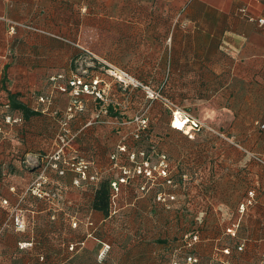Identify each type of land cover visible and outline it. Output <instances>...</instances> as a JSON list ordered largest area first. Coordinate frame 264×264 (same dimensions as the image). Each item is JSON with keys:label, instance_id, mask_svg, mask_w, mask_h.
I'll return each instance as SVG.
<instances>
[{"label": "crops", "instance_id": "1", "mask_svg": "<svg viewBox=\"0 0 264 264\" xmlns=\"http://www.w3.org/2000/svg\"><path fill=\"white\" fill-rule=\"evenodd\" d=\"M243 7L251 15H260L264 0H0V107L4 114L19 119L3 122L0 132V223L18 205L26 210L30 223H38L27 232L13 228L5 232L0 240V264H161V225L165 223L170 233H176L189 228L192 220L204 227L199 252L205 256H211L218 246H230L240 253L236 247L242 241L248 251L264 252V195L256 190L255 203L248 207L247 214L238 209L237 218L233 222L227 219L226 226L224 202L199 201L183 191H178L180 199L175 202L179 213L161 220L154 191L151 187L141 190L142 183L132 187L123 184L117 212L104 215L90 208L95 183L76 186V174L70 171L64 176L51 173L53 180L62 184L60 199L44 200L25 193L45 157L58 147L60 120L71 100V89L63 92L59 86L75 75L105 76L101 71L103 61L126 62L133 72L149 75L150 82L156 78L162 83L170 77L177 92L236 93L238 107L253 110V121L263 122L264 28L241 14ZM10 20L31 22L72 36L77 52L63 54L53 47V38L25 29L11 35ZM39 43L46 44L45 52L23 51V47ZM73 59L88 63L77 69L48 63ZM105 78L110 84V102L116 106L132 101L137 90H125L112 78ZM80 100L84 110L71 122L80 128L70 148L93 159L103 172L102 178L113 181L122 174L121 166L132 165L130 152L121 156L118 166L111 159L126 129L112 135L102 129L101 123L94 124L95 129L87 128L93 125L89 122L94 121L101 100L91 94H83ZM11 102L25 104L36 114L25 115ZM136 153L141 160L140 152ZM147 154L154 160L160 152ZM253 154L264 158L261 152ZM171 156L177 158L176 167L199 172L214 168L208 158L202 160L192 152ZM256 183L264 189V177L256 178ZM183 186L194 189L189 183ZM181 193L185 194L183 198ZM4 199L8 204H3ZM192 203L193 208L189 207ZM198 204H216V214L201 212L195 206ZM89 216L94 223L90 227L86 224ZM241 216L237 235H227L229 223ZM75 220L79 222L76 227L72 226ZM214 220L217 225H213ZM31 238L35 240L33 247L19 249V241ZM230 240L232 245L226 242ZM71 244H76V250H69ZM105 244L109 251L102 258ZM42 255L44 260L40 259Z\"/></svg>", "mask_w": 264, "mask_h": 264}, {"label": "rangeland", "instance_id": "2", "mask_svg": "<svg viewBox=\"0 0 264 264\" xmlns=\"http://www.w3.org/2000/svg\"><path fill=\"white\" fill-rule=\"evenodd\" d=\"M45 30L61 37L57 38L56 36L43 33H39L38 35L43 38H53V47H55L57 51L63 54H73L77 52L78 47L75 44L76 40L72 36H63L55 30ZM45 45L46 44L39 43L28 47V49L23 47V51L45 52ZM48 63L59 65L61 68H65V66L68 65L71 66L72 69H77V67L85 65L88 61L73 59L72 61L67 60V62L66 60H57L49 61ZM111 65L120 66L114 62H101V71L105 75L102 76V78L105 82L102 83L104 86V93H102L103 100L100 105L102 111H108L107 113H102V117L107 119L112 117L115 120L101 123L102 129L108 130L112 135H117L115 134L117 131L126 129V133L123 135L125 138L121 142L126 145V152H131V149L135 152H161V154L169 152L175 155L180 154V152H192L197 155V158L202 160L203 157L208 158V161H210L214 167L208 172H198L180 166L176 167L174 165L176 164L175 162H177V160H175L177 158L168 156L170 171H172L170 176H172L174 183L178 185L174 187L171 184L165 183L163 180L164 177H160L161 190L170 189L176 192L177 200L180 199L178 191H183L190 192V196H197L200 198L199 201L203 198V201H208L209 199V201L213 200L214 203L215 201L224 202L226 204V207H224L226 218L224 226L227 225V219H231L230 221L233 222L235 218H237L238 209L240 204L244 201L246 193L248 196V192L253 189L264 195L263 186L256 183V178L260 180L261 177H264V167L261 165L263 163L259 162L253 154L255 152L264 154V152L259 151L260 147L264 148V133L259 134L260 130L263 129L260 128L259 122L253 121V110L238 107V94L205 93L197 94L199 95L198 98L196 97L197 95L168 94L172 100L170 98L167 99L174 102L179 109L192 114L198 120L209 124L217 132L225 135L221 137L214 131L202 130L197 132L193 139H189L188 136L181 131L177 132L171 129L170 122L173 114L165 102L162 99L161 101L151 100L147 97L145 90L139 86L130 87L137 90L135 92L133 91L134 95L132 101L120 103L116 106L113 102H110V99H112L109 92L110 87L107 89V86H110V84L105 77L112 78L115 81V79L107 73V69H109ZM162 85L161 80L156 81V78H153L150 84L154 90H158ZM127 89L128 88H125V90ZM161 95L163 94L161 93ZM143 113L148 117L149 123L148 128L140 131L137 129L138 125L137 122H135V118L141 116ZM124 122L128 124H124ZM71 126L75 132L80 128L79 125L72 124ZM96 126L97 125H92L87 128L95 129ZM127 126L129 127L127 128ZM135 132L141 134L136 137ZM260 138L263 141L262 145L260 144ZM161 154L154 160L150 156V162L157 163L160 161ZM180 175L183 178L181 177L180 179ZM157 180L150 184L154 186ZM183 182L191 184L194 189H189L184 186H182V189H179L181 188L179 184ZM181 195L183 198L185 194L183 195L181 193ZM169 211V209H165V207L161 205L162 215L163 213L168 214L167 212ZM209 211L216 214L215 206L209 208ZM246 214L247 212L244 215ZM256 214L260 213L256 212ZM261 215L264 218V208L262 209ZM217 224V221L214 220L213 225ZM231 225L230 222L229 226ZM226 242L229 245L233 244L231 240ZM232 255V264H264L262 253L250 252L246 247L244 251L240 253H236L234 250Z\"/></svg>", "mask_w": 264, "mask_h": 264}, {"label": "built area", "instance_id": "3", "mask_svg": "<svg viewBox=\"0 0 264 264\" xmlns=\"http://www.w3.org/2000/svg\"><path fill=\"white\" fill-rule=\"evenodd\" d=\"M241 14L246 16L248 20L257 22L264 28V11L260 15H251L249 14L246 7L241 8ZM19 29H25L28 31H32L35 33H43L50 36H56L61 38L59 35H55L52 32L46 31L44 28L39 27V25H35L31 22L26 21H17V20H10L9 21V34L14 35L18 32ZM1 53V49H0ZM108 75L112 76L116 82H118L123 88L129 87H140L145 90L147 93V97L151 100H160L161 99L165 102V104L170 108L172 111V119H171V126L177 130H181L186 136L190 139H193L197 132L202 130H209L214 131L221 137L225 135L222 133L217 132L212 126L209 124L202 122L195 118L192 114L182 111L177 107V105L172 102L167 97L161 95V87L164 85V81L162 82V86L158 90L152 89L151 86L145 85L141 83L138 79L132 76L129 72H127L123 68H119L117 66L111 65L109 69H107ZM63 77V75L58 76ZM52 79H56L52 77ZM105 80L101 76H95L91 78H87L83 75H75L73 78L69 79L67 82L65 81L64 84L60 85L59 88L63 92H67L71 89V100L70 104L62 116L60 120V130L58 133V147L55 152H52L50 155H47L41 164L40 171L36 178L31 182L29 187L26 189V194H31L36 196L37 198L44 199V200H53V199H60L62 197V184L59 183L58 180H53L51 177V173H56L59 176H64L67 172H74L76 174L75 178L73 179V183L76 186H84L88 183H98L102 178V173L100 169L96 166V163L93 159L87 157L85 154L78 152L77 150L70 148L72 143L78 137L79 132L74 131L71 122L75 117L77 112L84 110V105L80 100V97L83 94H91L99 98L101 101L103 100L102 93H104V89L101 87L102 83ZM70 88V89H69ZM41 101H47L46 98H40ZM107 110H103L100 106L98 112L94 117V121L89 122V124L93 123H105L109 122L102 117V113H107ZM180 118L187 121L186 126L183 128H178L174 126V120L176 118ZM19 119H14L9 115L4 114L2 107H0V132L3 130L2 123H12L16 122ZM135 122H137L138 130L143 131L144 129L148 128V117L145 116L143 113L141 116H137L135 118ZM124 124H128L124 122ZM260 127L264 129V123L260 124ZM137 132V131H136ZM135 132V133H136ZM141 134V133H140ZM136 133L135 136L138 137L140 135ZM126 145L120 144L118 145L117 150H115L112 155L111 159L114 160L115 166L118 165L120 160L126 152ZM147 152H140L141 160H138L137 153L132 151L129 153V159L131 162H134L133 166L124 165L121 166L122 174L119 178L112 181V188L114 190V194L112 197L113 207H117L118 196L121 193V186L126 184L131 177L137 175H143L146 177L147 182L143 184L141 190H147L148 184L153 183L160 177L167 178L166 183L173 185L174 187L177 186V183H174V180L170 177V166H169V158L165 153H162L160 156V161L157 163L150 162V157ZM259 162L264 164V159L261 156H256ZM184 176V175H183ZM255 190H251L248 192L247 198L240 204L239 212L244 214L248 207L254 205L255 203ZM158 201H162L163 203L167 204V207H171L172 201L177 200V194H165L160 193L157 197ZM3 204H8V200H2ZM212 205V204H210ZM213 207L215 205H212ZM12 211L9 214L8 219L4 223H0V240L3 238L5 232L9 228H13L16 232H27L29 227H35L38 223L36 222H29L27 212L19 205L14 206ZM242 216L231 226H228L225 229V233L227 235H231L235 237L238 233L239 228L241 227ZM78 221L75 220L72 223V226L76 227L78 225ZM86 224L90 227L94 225L93 221L91 220L90 216L86 220ZM185 239L188 245H192L193 243L201 242V236L198 231L192 230L188 232L185 236ZM83 244V243H82ZM35 245L34 238L28 240H21L18 242V247L21 250H25L31 248ZM237 251L241 252L245 249V241L238 243ZM109 249V245H104V249L100 252V256L103 258L106 251ZM230 246H218L214 249L212 254V260H210L207 264H232V262L227 259L228 256L232 255V250ZM69 250L74 251L76 250V244H71L69 246ZM1 256V254H0ZM41 260H44V256H40ZM262 259L264 261V252L262 253ZM173 261L170 264H202L201 257L198 254H189L185 259L180 260L176 257L172 258Z\"/></svg>", "mask_w": 264, "mask_h": 264}, {"label": "trees", "instance_id": "4", "mask_svg": "<svg viewBox=\"0 0 264 264\" xmlns=\"http://www.w3.org/2000/svg\"><path fill=\"white\" fill-rule=\"evenodd\" d=\"M59 38V37H57ZM114 62V61H112ZM119 64L120 68L125 69L127 72H129L132 76H134L136 79H138L141 83L145 84V85H149L151 84V82L149 81V75L144 74V72L142 74H138L137 72H133L129 67L128 64L126 62H114ZM188 83V80H186ZM118 83V82H117ZM119 84V83H118ZM130 88V87H129ZM161 93L167 97L170 98L172 100V98L168 95L170 93H174V94H189L192 96H195L197 94H212V93H208V92H204V91H200V92H177L174 90L173 86H172V80L170 77H167V79L164 81V85L161 87ZM199 95H197L196 97L198 98ZM13 107L16 108H20L23 113L25 115L28 114H36V112L34 111H30L25 104L22 103H18V102H11ZM264 123L263 122H259ZM171 125V122H170ZM261 128V127H260ZM171 129L180 132L179 130L173 128L171 126ZM262 129V128H261ZM264 130V129H263ZM189 138V137H188ZM190 139V138H189ZM165 153V152H164ZM161 154V152H160ZM165 155L171 157L172 153H165ZM173 157V156H172ZM133 166L134 162H131ZM194 170V169H193ZM198 171V170H196ZM172 172V171H171ZM199 172V171H198ZM172 178V176H170ZM181 175H180V179H181ZM141 178H143V180H141ZM183 178V177H182ZM163 180L167 181V178H163ZM182 181V180H181ZM147 182V179L145 176L143 175H137L134 177H131L129 179V181L126 183V185H128L129 187L132 186H137L139 184L142 183L145 184ZM184 182L179 184V186H183ZM149 187H151V190L154 191L155 193V200L157 201L158 205L161 207V205L163 207H165V209H169L170 211L166 213H163V215L161 214V220L163 218H169L170 216H174L177 215L178 209L175 207V202L176 201H172L171 202V207L168 208L166 203H163L162 201H158L157 197L160 193H165V194H173L176 192L171 191L170 189L168 190H161V178H159L156 182V184L154 186H152V184H148ZM114 194V190L112 188V178L109 177H105V178H101L100 181L98 183H95L93 185V193H92V197H91V201H90V208L93 210H97V211H101L104 213V215H111V213H116L118 208L120 207L119 203L117 202V207L114 208L113 207V203H112V197ZM3 195H1L0 192V199L2 198ZM194 203H192V205H190L189 207L193 208ZM196 207L200 208L201 212L210 215L211 213H213L212 211H209V208L213 207L208 205L203 206V205H195ZM173 207V208H172ZM181 210V209H180ZM210 212V214H209ZM189 228L185 227V228H180L176 233H170L168 227L165 223L164 226L161 225V248H162V253H161V264H169L172 260L173 257H176L180 260L185 259L189 254H198L199 257H201L202 260V264H207L210 262V260H212V254L213 251L211 253V256H205V254H201L199 252V246L202 243V233H203V229L204 227L201 225V223L199 221H189ZM192 230H196L199 232L200 236H201V242L198 243H193L192 245H188L185 236L188 232L192 231ZM109 250L106 251V253ZM106 253L104 254L103 258L106 256ZM233 253V252H232ZM233 255L228 256L227 259H229L230 261L232 260ZM232 262V261H231ZM233 263V262H232Z\"/></svg>", "mask_w": 264, "mask_h": 264}, {"label": "bare ground", "instance_id": "5", "mask_svg": "<svg viewBox=\"0 0 264 264\" xmlns=\"http://www.w3.org/2000/svg\"><path fill=\"white\" fill-rule=\"evenodd\" d=\"M186 124H187L186 120L180 119L178 117L174 120V126L175 127L183 128L184 126H186ZM177 125H180V126H177Z\"/></svg>", "mask_w": 264, "mask_h": 264}, {"label": "snow or ice", "instance_id": "6", "mask_svg": "<svg viewBox=\"0 0 264 264\" xmlns=\"http://www.w3.org/2000/svg\"><path fill=\"white\" fill-rule=\"evenodd\" d=\"M177 126H180V125H177Z\"/></svg>", "mask_w": 264, "mask_h": 264}]
</instances>
